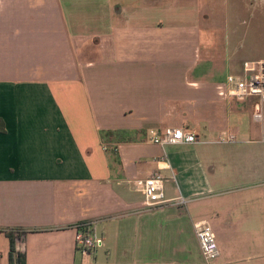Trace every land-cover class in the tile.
Listing matches in <instances>:
<instances>
[{
  "label": "crops",
  "instance_id": "crops-1",
  "mask_svg": "<svg viewBox=\"0 0 264 264\" xmlns=\"http://www.w3.org/2000/svg\"><path fill=\"white\" fill-rule=\"evenodd\" d=\"M206 5L0 0V264H208L200 221L218 240L213 264H264V211L244 212L264 195L232 192L260 181L244 179L240 162L264 155L255 100L219 96L246 74L233 56L217 71L204 63ZM175 128L196 143H154ZM222 131L237 141L219 142ZM156 172L170 202L149 209L137 181ZM88 224L104 247L85 254L76 236ZM252 234L255 262L245 258Z\"/></svg>",
  "mask_w": 264,
  "mask_h": 264
},
{
  "label": "rangeland",
  "instance_id": "rangeland-1",
  "mask_svg": "<svg viewBox=\"0 0 264 264\" xmlns=\"http://www.w3.org/2000/svg\"><path fill=\"white\" fill-rule=\"evenodd\" d=\"M206 4L204 12L208 15L207 22L212 25L207 23L204 25L201 44L204 63L212 57L216 65L214 71H217L236 57L243 62L244 74L247 71L256 72L259 62L264 60V0H210V2L206 0ZM254 128L258 131L260 140L264 141V128L256 122ZM240 162L244 167V179L247 180L249 177L250 181L253 178L260 181L256 184H242L232 192H239L254 199L263 196L264 155L249 151L242 155ZM258 167L261 172L254 175L253 170ZM246 172H249L248 176ZM260 210L264 211V204L256 203L250 205L248 209L245 208L244 212L249 211L257 217ZM250 236L251 254L245 258L249 257L251 262H255L263 259L262 255L256 254L259 235Z\"/></svg>",
  "mask_w": 264,
  "mask_h": 264
},
{
  "label": "built area",
  "instance_id": "built-area-1",
  "mask_svg": "<svg viewBox=\"0 0 264 264\" xmlns=\"http://www.w3.org/2000/svg\"><path fill=\"white\" fill-rule=\"evenodd\" d=\"M246 75H231L227 81L218 86V94L223 99H236L244 102L254 99L253 119L256 123L264 124V61H260L257 71L246 72ZM238 135L235 132L222 131L218 136L221 143H235ZM197 136L193 132H187L183 128L169 129L166 133L154 139V143L159 145H180L194 144ZM140 191L145 196V206L149 209L163 206L170 202L166 197V179L159 172L153 173L145 180L137 181ZM178 204H187L184 198L177 199ZM93 224L80 225L76 236L77 249L82 252L91 253L104 247V240L98 238L91 230ZM196 236L199 241L203 257L208 264H213L220 256V248L217 243L216 234L207 221H200L195 224ZM18 243L15 250L16 257H20L26 252L24 233L16 231Z\"/></svg>",
  "mask_w": 264,
  "mask_h": 264
},
{
  "label": "trees",
  "instance_id": "trees-1",
  "mask_svg": "<svg viewBox=\"0 0 264 264\" xmlns=\"http://www.w3.org/2000/svg\"><path fill=\"white\" fill-rule=\"evenodd\" d=\"M17 231L23 233V231H21V230H20V231L17 230ZM10 235H11V234H10ZM10 238H11V240H12V249H11V252L15 254V247H14V243H13V240H14V239H13V235H11ZM17 258H18V261L21 259V257H17ZM12 260H13V258H12Z\"/></svg>",
  "mask_w": 264,
  "mask_h": 264
}]
</instances>
